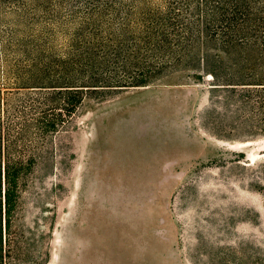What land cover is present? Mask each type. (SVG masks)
Returning <instances> with one entry per match:
<instances>
[{"label":"rangeland","instance_id":"obj_1","mask_svg":"<svg viewBox=\"0 0 264 264\" xmlns=\"http://www.w3.org/2000/svg\"><path fill=\"white\" fill-rule=\"evenodd\" d=\"M196 72L91 93L56 136L17 215L51 234L48 264H264V113Z\"/></svg>","mask_w":264,"mask_h":264},{"label":"trees","instance_id":"obj_2","mask_svg":"<svg viewBox=\"0 0 264 264\" xmlns=\"http://www.w3.org/2000/svg\"><path fill=\"white\" fill-rule=\"evenodd\" d=\"M8 12L44 30H0V264L49 263L51 234L17 224L22 190L56 166L55 138L89 94L199 70L264 113V0H0Z\"/></svg>","mask_w":264,"mask_h":264}]
</instances>
